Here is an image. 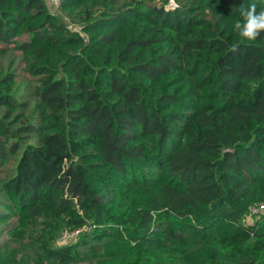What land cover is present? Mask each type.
<instances>
[{
  "label": "trees",
  "instance_id": "16d2710c",
  "mask_svg": "<svg viewBox=\"0 0 264 264\" xmlns=\"http://www.w3.org/2000/svg\"><path fill=\"white\" fill-rule=\"evenodd\" d=\"M252 3L64 0L71 26L45 0H0V52L35 81L26 101L0 71V251L264 264V211L245 222L264 205V33L233 27Z\"/></svg>",
  "mask_w": 264,
  "mask_h": 264
},
{
  "label": "rangeland",
  "instance_id": "374dc122",
  "mask_svg": "<svg viewBox=\"0 0 264 264\" xmlns=\"http://www.w3.org/2000/svg\"><path fill=\"white\" fill-rule=\"evenodd\" d=\"M172 3V2H171ZM173 5V4H171ZM50 11L56 14L57 16L61 17L66 23H68L71 26H74L75 24L71 21L70 18L62 14L59 9L55 8H50ZM0 71H11L16 77V82H17V96L19 98H24V100L30 101L32 89L34 88L35 81L34 79L30 76L26 69V65L22 60V57L19 53L16 52H6V53H1L0 52ZM32 109L27 113V117L30 118L31 115L34 113L32 112ZM8 169H4L3 171H7ZM259 210L255 213H253V216H247L245 218V222L247 224H251L255 219H257ZM4 236L0 237V244L1 241L3 240ZM66 240H59L58 244L60 246L65 245L68 243ZM27 250L25 248H19L18 250L15 251L12 247L9 249H4L0 251V262L2 261L3 258H6L5 264H27L24 261V257L26 255Z\"/></svg>",
  "mask_w": 264,
  "mask_h": 264
},
{
  "label": "clouds",
  "instance_id": "9594fccd",
  "mask_svg": "<svg viewBox=\"0 0 264 264\" xmlns=\"http://www.w3.org/2000/svg\"><path fill=\"white\" fill-rule=\"evenodd\" d=\"M240 19L234 22V30L243 40L254 41L264 33V7L257 11L255 3L242 7Z\"/></svg>",
  "mask_w": 264,
  "mask_h": 264
},
{
  "label": "built area",
  "instance_id": "2783aa9c",
  "mask_svg": "<svg viewBox=\"0 0 264 264\" xmlns=\"http://www.w3.org/2000/svg\"><path fill=\"white\" fill-rule=\"evenodd\" d=\"M47 5L51 8H55L57 9L62 3L64 0H45ZM259 210V213H263L264 211V205H261V206H257V207H254L252 209V212L255 213ZM78 233V231L74 232V233H69L67 231L63 232L61 237H60V240H66L68 241L69 239L73 238L76 234Z\"/></svg>",
  "mask_w": 264,
  "mask_h": 264
}]
</instances>
